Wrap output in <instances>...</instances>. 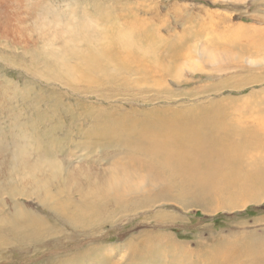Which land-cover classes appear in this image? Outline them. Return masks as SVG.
Here are the masks:
<instances>
[{"label":"rangeland","instance_id":"obj_1","mask_svg":"<svg viewBox=\"0 0 264 264\" xmlns=\"http://www.w3.org/2000/svg\"><path fill=\"white\" fill-rule=\"evenodd\" d=\"M11 6L18 17L0 26V264H224L228 253L234 263L248 253L264 257V183L253 185L262 193L253 198L243 187L249 181L224 166V153L186 174L138 152L158 151L167 141L158 135L146 149L142 120L230 98L209 96L206 88L233 85L232 74L195 73L192 83L180 84L165 76L163 85L135 62L132 69L126 58L136 53L116 44L118 30L147 25L160 30L166 41L159 45L172 52L177 42L168 30L192 32L211 17L264 30V0H12ZM109 26L115 42L107 47L100 35ZM150 36L143 35L145 44L156 45ZM159 57L170 66L183 62L166 52ZM255 74L247 66L238 76ZM121 122L125 129L114 132ZM15 151L31 169L25 182L13 176ZM146 170L158 186L135 191L128 171L136 180ZM114 177L125 185L113 188Z\"/></svg>","mask_w":264,"mask_h":264},{"label":"bare ground","instance_id":"obj_2","mask_svg":"<svg viewBox=\"0 0 264 264\" xmlns=\"http://www.w3.org/2000/svg\"><path fill=\"white\" fill-rule=\"evenodd\" d=\"M11 4L12 0H0L1 28L3 25H6L11 20L18 17V15L11 13ZM3 15H9L13 19L9 18V20H7ZM202 20L204 24H202L201 27H196L197 29H192V32L186 30L181 34H176L171 32L173 29H166V31L168 30L171 35H173L174 39L172 40L178 43H174L175 45L172 46V52H167L165 50L167 46L166 48L164 47L165 49L163 46H160V43H163L164 40L166 41V37H162L159 32L160 30L156 26L155 27L159 31L154 29L151 32L147 25V28L146 26H140L137 29L131 26L132 33L118 30L116 44L118 43L117 45L119 48L123 49V51L129 48L136 53V57L131 58L127 56L126 58L131 68H135L132 66L135 62L140 66L143 75L151 76L152 78L158 77L162 80L163 85L164 80L166 82L168 81L165 79L166 77L173 80L175 84H180L183 79L185 81V78L188 80L190 79L189 82L192 83L194 80L191 79V77H193L195 73H200L201 77L203 74L211 76L214 74L221 75L223 73H229L232 74L231 76L234 80L233 85H225V88L221 87V85H214V87L208 86L206 88L209 96L210 94L212 95V93H214L215 96L218 94L222 96L226 93L231 96L230 98L222 97L219 101L210 102L208 106H194L187 108L185 112H183L185 108H168L165 112L172 113V117L163 119V116L162 118L153 116V118H149L148 121L142 120L141 128L143 130V135L140 140H145L144 145H147L146 149L148 146L157 145L156 139L154 138L158 135L162 134L167 141L157 147L158 151H138V147L136 149L139 153L147 155L146 157L153 161L155 165H166V167L174 168L175 166L176 168L181 167L183 168L181 172H185L186 174H193V171L205 165L214 164L216 161L221 160L220 158H222V154L224 153V157L222 158L224 159V166L236 170L233 174H237L242 179L246 178L249 181L243 185V187L245 186L244 191H250L253 198V194L255 193L261 196L262 193L260 189L255 188L253 185L262 186L264 183V30L253 28V26L252 28H247L242 24L227 26L223 24L224 21H218L215 17H211L210 21L208 20L210 23L205 27V24L208 22L207 18H202ZM96 27L98 28V25H96ZM106 29L107 31L102 32L100 35L101 42L103 45L107 46L111 40L113 42L109 43V46H111L110 44H114L115 41L111 39L113 35L111 36L110 26ZM150 32L152 36H150ZM15 33L18 34L21 32L16 31ZM147 33L151 37V40L157 39L156 45H153V42H148L150 45L148 43L145 44L143 35ZM139 41H143V44ZM166 44L167 42L165 45ZM169 44H171V42ZM165 52L168 53L170 60L175 61L179 58L183 62L177 63L178 59L175 61V63H177L176 65L170 66L160 61L159 55H163ZM247 66L254 70L256 74L250 78H239L240 76H238V74L242 73ZM114 77L112 79H114ZM103 80L108 82V80L111 79L107 78ZM109 82L112 83V81ZM225 89H227V91ZM246 92H248V94L243 96ZM233 95L242 96L234 98ZM154 112L155 111H152L153 115ZM114 124H117L116 128H114V132L117 129H120L121 132L125 129L122 122ZM110 127L111 126H109V128ZM131 133L133 132L131 131ZM152 148L155 149V147ZM138 152L134 153L138 154ZM236 156H241L237 162L236 160L238 159H236ZM11 157L13 162V176L15 175L17 180H21L30 173L31 169L24 162L22 152L15 151ZM146 161H148V159L145 160V162ZM138 162L140 163L141 161ZM148 166L150 167V165ZM39 170V168H34L32 172L35 174ZM147 172L148 170L143 171L139 177L134 180L135 178L132 179V177L135 174H131L132 172L128 171L127 175L129 178L127 177V183L130 184L135 191H142L144 187L155 188L158 186L155 182V178L154 180L151 179ZM198 172L199 171H197V173ZM21 181L25 182L24 180ZM112 182L113 188L116 187L117 190L125 185V183L120 181V177H114ZM247 253L248 252H246V254ZM248 254L244 257L246 258L244 262L240 263L241 261L236 262V260V263H234L231 258L235 256L228 253L225 257L224 264H264V257L261 256L262 253L261 255L260 253H254L252 256Z\"/></svg>","mask_w":264,"mask_h":264}]
</instances>
